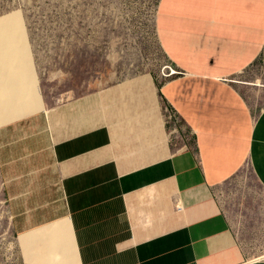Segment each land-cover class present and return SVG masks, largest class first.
Instances as JSON below:
<instances>
[{
  "label": "crops",
  "instance_id": "1",
  "mask_svg": "<svg viewBox=\"0 0 264 264\" xmlns=\"http://www.w3.org/2000/svg\"><path fill=\"white\" fill-rule=\"evenodd\" d=\"M154 7L157 43L174 73L101 76L80 93L66 90L42 129L57 173L54 201L78 262L264 264V254L244 246L222 198L238 173L264 191V0ZM166 104L183 131L173 141ZM26 175L10 181L29 189L35 180ZM25 196L11 194V205L28 203ZM254 232L264 236V228Z\"/></svg>",
  "mask_w": 264,
  "mask_h": 264
},
{
  "label": "rangeland",
  "instance_id": "2",
  "mask_svg": "<svg viewBox=\"0 0 264 264\" xmlns=\"http://www.w3.org/2000/svg\"><path fill=\"white\" fill-rule=\"evenodd\" d=\"M155 4L0 0V264H79L69 220L61 201H54L57 173L43 150L48 139L42 129L48 113L57 118L66 90L80 93L101 76L113 81L125 73H169L153 26ZM24 172L35 180L29 189L19 178L10 181L12 173ZM241 174L223 185L222 198L244 246L260 256L264 236L257 240L254 230L264 228V191L241 183L247 180ZM11 194L29 196V202L11 205ZM46 199L54 202H41ZM17 212L30 220L17 225Z\"/></svg>",
  "mask_w": 264,
  "mask_h": 264
},
{
  "label": "built area",
  "instance_id": "3",
  "mask_svg": "<svg viewBox=\"0 0 264 264\" xmlns=\"http://www.w3.org/2000/svg\"><path fill=\"white\" fill-rule=\"evenodd\" d=\"M170 74H172L171 70H169V73H167V75ZM162 110H163V116L165 122L169 127L170 140L173 141L179 138L180 133L183 132L179 124L180 121H179L178 113L170 104L163 105Z\"/></svg>",
  "mask_w": 264,
  "mask_h": 264
},
{
  "label": "bare ground",
  "instance_id": "4",
  "mask_svg": "<svg viewBox=\"0 0 264 264\" xmlns=\"http://www.w3.org/2000/svg\"><path fill=\"white\" fill-rule=\"evenodd\" d=\"M256 83L259 84V81H257ZM261 257H262V256H261ZM250 261H252V260H250ZM256 261H257V260H256Z\"/></svg>",
  "mask_w": 264,
  "mask_h": 264
}]
</instances>
